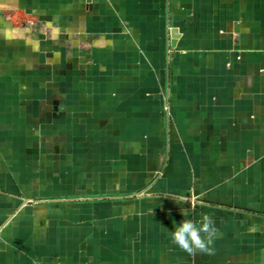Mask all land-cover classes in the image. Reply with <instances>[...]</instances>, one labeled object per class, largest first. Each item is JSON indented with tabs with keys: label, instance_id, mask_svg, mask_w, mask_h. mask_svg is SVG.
<instances>
[{
	"label": "crops",
	"instance_id": "0c3cea01",
	"mask_svg": "<svg viewBox=\"0 0 264 264\" xmlns=\"http://www.w3.org/2000/svg\"><path fill=\"white\" fill-rule=\"evenodd\" d=\"M0 264H264V0H0Z\"/></svg>",
	"mask_w": 264,
	"mask_h": 264
},
{
	"label": "clouds",
	"instance_id": "9594fccd",
	"mask_svg": "<svg viewBox=\"0 0 264 264\" xmlns=\"http://www.w3.org/2000/svg\"><path fill=\"white\" fill-rule=\"evenodd\" d=\"M182 215L188 216V210L184 209ZM218 234L219 229L208 216H203L199 223L192 219H183L169 233L171 242L192 257L201 253L214 254L213 244Z\"/></svg>",
	"mask_w": 264,
	"mask_h": 264
},
{
	"label": "built area",
	"instance_id": "2783aa9c",
	"mask_svg": "<svg viewBox=\"0 0 264 264\" xmlns=\"http://www.w3.org/2000/svg\"><path fill=\"white\" fill-rule=\"evenodd\" d=\"M139 195H142V194H139Z\"/></svg>",
	"mask_w": 264,
	"mask_h": 264
}]
</instances>
